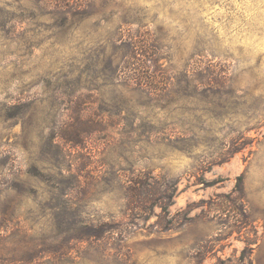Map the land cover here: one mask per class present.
Masks as SVG:
<instances>
[{"label": "rangeland", "instance_id": "1", "mask_svg": "<svg viewBox=\"0 0 264 264\" xmlns=\"http://www.w3.org/2000/svg\"><path fill=\"white\" fill-rule=\"evenodd\" d=\"M0 264H264V0H0Z\"/></svg>", "mask_w": 264, "mask_h": 264}, {"label": "trees", "instance_id": "2", "mask_svg": "<svg viewBox=\"0 0 264 264\" xmlns=\"http://www.w3.org/2000/svg\"><path fill=\"white\" fill-rule=\"evenodd\" d=\"M87 133V130H82L77 133L78 136L81 135V133ZM242 180V176H239V181ZM129 193L132 198H134V203L136 204L137 208H140L143 211H147V205L150 199L153 201L154 195H156V192H158L157 188L152 184L150 185L148 182V179L146 181L139 180L138 178H134L130 180L129 183ZM177 188V187H176ZM175 187L173 188L172 192L169 194L170 203L165 206L166 213L170 214V205H172V201L174 200L176 196L177 189ZM142 191H145L144 194ZM115 226L111 222H104L100 225V227H93L89 232H87V235H94L97 237H100L103 235V233L114 230ZM246 255H243L242 260H245Z\"/></svg>", "mask_w": 264, "mask_h": 264}]
</instances>
